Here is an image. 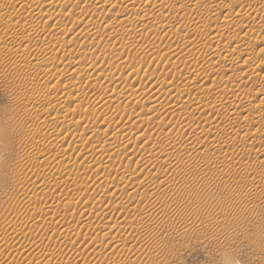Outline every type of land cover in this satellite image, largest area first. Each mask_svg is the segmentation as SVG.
<instances>
[{"label":"rangeland","instance_id":"1","mask_svg":"<svg viewBox=\"0 0 264 264\" xmlns=\"http://www.w3.org/2000/svg\"><path fill=\"white\" fill-rule=\"evenodd\" d=\"M15 1L5 9L10 20L2 22L4 10H0V30H17L23 26L30 28V32L21 44H13L7 52L0 48V242L13 235L0 249V264H131L133 257L118 249L114 253L118 252L115 256L121 255V258L108 257L109 260L101 261L98 258L109 235L102 237L103 241L102 238L95 241L90 232L101 228L103 219L110 215L96 213L94 222L84 224L80 223V218L97 212L110 200L132 199V194L124 191L123 176L136 175L146 166L157 163L156 159L162 158L161 146H169L171 139L165 138L167 134L177 142L187 138L185 142L181 140L183 147L180 144L177 150L195 153L192 160H174L165 169L168 174L176 172L186 177L189 186L179 185L182 190L178 192H182L183 197L177 199L182 202H176L174 195L172 200L151 203L152 208L157 207V213L148 229L157 237L145 243V247L141 246L142 259L135 264H156L160 259L163 264H264V134L260 135L264 133V110L255 115L241 112L237 116L241 127L237 130L233 129L235 123L224 122L217 134L220 146L204 150L193 141L191 136L196 132L186 128V118L175 123L164 109L163 112L157 110V98L152 102L150 98L154 91L161 96L159 100L164 99L165 87L179 80L180 75L195 78L198 73L204 76L214 69L218 71L205 82L203 92L224 80V83H233L229 75L238 63L230 60L226 62V69L219 65L222 67L219 71L214 49L222 46L230 51L264 49V25L260 24L264 20V4L253 7L255 0H162L166 7L157 12L160 0H151L148 6L136 7L137 13L131 14V6L125 0H116L108 6L103 5L105 0L56 1L45 17L38 18L40 8L21 13L17 6L19 0ZM87 1L89 8L83 6ZM195 2L200 3L197 6L203 11L200 16L194 14ZM70 16L73 21L68 20ZM34 24L48 28L41 35L48 41L45 45L37 47L33 43ZM207 39L214 40L209 55L196 53L194 45ZM179 49L182 53H178ZM39 50L40 54L36 53ZM8 52L10 55H6ZM66 61L74 65L93 64L99 76L89 82L86 74L66 75L62 73ZM186 76L185 79H189ZM262 76L264 66L258 79ZM115 80L120 82L117 88L112 86ZM38 86L43 87L40 97L44 98L36 105L39 109L20 101L19 91L31 92ZM256 90L257 85L242 88L243 94L249 97ZM185 93L195 95L191 90ZM123 94L130 95V99H122ZM218 99L226 101L227 97ZM45 100L49 103L44 105ZM151 103L155 105L154 110L147 118L140 117L139 112ZM231 107L236 109L237 106ZM79 112L87 119L80 118ZM206 114L186 109L185 116L203 118ZM57 120L60 121L58 130H51L55 140L36 139L27 132L41 121ZM121 120L131 122V126L116 136L113 133L101 136V132L116 129ZM66 128L69 129L67 135ZM62 129L64 134L59 133ZM201 136L202 140L210 142L207 135ZM153 144L156 150L151 155L155 157L145 158L146 149ZM35 145L41 146V154L31 151ZM90 148L95 151L94 160L83 155L84 149ZM57 155L60 161L56 169L61 172L57 171L59 174L56 172L49 183L41 185L34 170L30 171L32 175L29 169L23 172L29 158L53 161ZM92 162L95 169L87 170ZM105 164L112 168L107 176L102 174ZM24 173L29 176L24 177ZM72 173H82V178L75 180ZM134 177L137 180L126 178L132 188L139 183ZM152 177L150 174L149 178ZM248 183L258 186L249 190V194L241 191ZM29 186L38 188L39 194H26ZM65 187L71 191L63 197ZM174 188L167 185L169 190ZM176 212H181L182 218L175 220L174 225L170 224L174 221L163 218V214L169 216ZM65 217L74 224L70 230L60 228V220ZM127 220L137 224L141 218L130 216ZM15 222L22 225L21 229L11 226ZM45 223L52 225L49 234L43 232ZM177 226L181 229L179 234L174 231ZM181 227L185 229L182 231ZM122 230L115 229L119 235L125 233ZM63 241L68 244L64 246Z\"/></svg>","mask_w":264,"mask_h":264},{"label":"bare ground","instance_id":"2","mask_svg":"<svg viewBox=\"0 0 264 264\" xmlns=\"http://www.w3.org/2000/svg\"><path fill=\"white\" fill-rule=\"evenodd\" d=\"M56 1H59V2L68 1V2L80 3L82 0H42V1L19 0L20 3L17 1L18 2L17 6H18V10L21 13H24V11L29 12V11H31L30 9H33V8L34 9L40 8V9H38L37 14L36 13L35 14L38 15V18H39V16H42V18H43L46 16L47 13H49L54 8ZM115 1L116 0H105V3L103 5L108 6V5L113 4ZM230 1H232V0H230ZM13 2H16V1L15 0H0V10H4V18H3L2 22L11 19L10 14H8L7 10H5V9L8 7H11L12 6L11 4ZM125 2L127 3L128 6H131V8H130L131 14H136L137 13L136 7L144 8V7L148 6L149 3H151V0H125ZM159 2H158L159 4H157L158 5V8L156 9L157 12H161L166 7L165 2H163L162 0H160ZM199 2H195L194 4H196V5L192 7L194 14H196L197 16H200L203 13V11L199 8V6H197V4H200ZM3 4L4 5L7 4V5L4 6ZM136 4H138L140 6H134ZM263 4H264V0H255L254 5H256V6H253V7H257V6H260ZM14 6L17 7L16 3H14ZM83 6H86L87 8H89L90 3H88V1H87ZM69 19L72 21L74 20V18L71 16L68 17V20ZM260 24H261V26H263L264 20ZM33 28H34V33H32V34H34L33 35V43H35V45H37V47L45 45V43H48V41L46 39H43V37L41 36L48 29V28H46V25H43V24L40 25L39 24V26H35V24H34ZM170 28H174V26L170 25ZM29 30H30V28L28 29V28L23 27V26H21V28H19L17 30H10L7 28L6 29L3 28V30H0V45H1L0 48H3L5 50V52H7L9 47L12 46L13 44H21L23 39L25 38V36H27V33L30 32ZM136 30L139 31L140 29L137 28ZM92 33H93V31H92ZM92 33H90L89 36ZM18 40H19V43H18ZM213 44H214L213 39H207V40L199 43L198 45H194L195 52L198 54L201 53V54H204V56H207V55H209V53H210L209 50L212 48ZM179 50H178V53H182L183 50H180V51ZM69 51L67 50V52H69ZM38 52L40 54L41 50L37 51L36 53H38ZM67 54L69 55V53H67ZM6 55H10V53L8 52ZM36 55H38V54H36ZM215 55H218V58H217L218 60L215 62L218 65H216V66L221 65L222 67L225 68V66L227 65L226 62L228 63V61H230V60L234 61L233 63L236 62V64L237 63L239 64V65L238 64L235 65V69L231 70V73L228 71L231 74V75H229V77L233 78V83H230V81H228L227 83H224L225 80L224 81L222 80L223 81V82L221 81L222 83H219V84L216 83L217 86L210 89V91L203 92V87H204L205 82H208L209 78H212L213 75L216 76V74L218 73V71L216 72V70L214 69L215 71L213 70L210 73L205 74L204 76H202L201 74L199 75V73H198L197 74L198 76H195V78L194 77L190 78L187 75L189 77V79H188L187 76L185 75L187 78V79H185L184 75H180L178 78L179 80L175 81L172 79L173 81L169 82V84H167V86L165 87V95L166 94L167 95L165 96V98L163 97L164 99L159 100L158 98H160L161 96L158 95L154 91L151 93V96H150L151 102L153 101V99L155 97L157 98L155 105H156V107H158V109L157 108L156 109L159 110V112L160 111L163 112L162 109H164L165 112L170 114L172 120H174L175 123L177 121L179 122V120L181 121V120L186 118V122L184 125L188 129L193 128V132H196V133L195 134L193 133L194 135L192 134L191 137H192V139H194L193 141H195L196 144H198L199 148L204 149V150H205V148L206 149L207 148L208 149H210V148L214 149V148L220 146V144H219L220 140L217 138V134L220 131L219 128L221 127V125L224 122L230 121V123H235V125H233L234 126L233 129L237 130L241 127V125L239 123H237V116L241 112L245 111L249 115H255L257 112L264 110L263 109L264 108V76H262L261 79H258L259 74H260V70H261L262 66H264V49H261V50L256 51V52L249 51L248 49H236V50L230 51L226 47L222 46V47H217L214 49V56ZM102 59H104V58H102ZM92 65L93 64H90V65L89 64L74 65V64H72V62L66 61L64 63L62 73H65L66 75L72 74L74 72H78L80 74H86V75H88L89 82H91V81L97 79L99 76V73L97 71L98 69L97 70L94 69L95 67L92 68ZM129 66H130V68H133V66H131V65H129ZM222 67L219 66V68H220V69L218 68L219 71H221ZM232 68L233 67H231V69ZM212 69H213V67H212ZM225 69H223V71L226 72ZM226 74H228V73H226ZM119 84H120V82L118 80H115L113 82L112 86L117 88ZM247 85H249V86L257 85V90L254 92V94L251 97L244 95L242 92V88L246 87ZM67 89H70V88L67 87ZM42 90H43V87L38 86V87L34 88V91L31 90V92L30 91L25 92L26 90L25 91H19L18 93H20V97H21L20 101H22V102L25 101L24 103H31L34 108L39 109L40 106H36V105L39 104L38 101H40L41 99H44V98L40 97V93ZM186 90L194 91L195 95H192V97L187 95L185 93ZM237 91H239V92L237 93ZM234 94L237 96L234 97ZM17 95L19 96V94H17ZM225 96L227 97L228 101L227 100L222 101V99H220V100L218 99V98H224ZM122 99H125L128 101L130 99V95L123 94ZM33 102H36V103L33 104ZM45 102L46 103H44V105L49 103L47 100H45ZM155 105L152 103H151V105L147 104L145 106L144 110L139 112V116L147 118L146 115L148 113H150L152 110H154ZM231 106H237V107H236V109H233ZM186 109H191L192 111H195V112L205 111L207 114L203 118H201V116H192V117L187 116L186 117L185 116L186 115ZM79 117L82 119H87L85 114L82 112H79ZM161 120H163V119H161ZM59 122L60 121H58V120L50 122V123H47L45 121H41V123H39V125L37 127H34V128L29 127L27 132H29L30 136H32L33 138H36V139L55 140V135L51 132V130H55V129L58 130L57 127L60 126ZM58 123H59V125H58ZM228 124H229V122H228ZM130 126H131V122L121 120L116 129L112 130L111 132H101V136L107 137L111 133H113V135L116 136L123 129L128 128ZM65 130L66 131H64V132L67 135L69 133V129L66 128ZM62 131H63V129L60 130L59 133ZM93 131H96V128H93ZM64 132H62V134H64ZM168 133L170 134L171 132L168 131ZM198 133L199 134L202 133V134L207 135L206 139H207V141L210 140V142H205L204 141L205 139L202 140L200 138V137H202L201 136L202 134L197 135ZM62 134H60V135H62ZM263 134L264 133H261L260 135H263ZM66 135H65V137H66ZM167 135L165 138L166 139L170 138L171 140L169 142V146L167 145L168 147H166V144H165L164 146H161L162 149L161 148L159 149V152H160V150L162 152V158L161 159L159 158L160 160L156 159L158 162L156 161L157 163H155L152 166L150 165L151 167H149V165H148L145 168H143L142 171H140L138 174H136V175L133 174L137 178L140 175L142 176V178H140V179L138 178L139 183H138L137 187L132 188L129 181L126 180V178L134 179L135 177L133 175H132L133 177L130 175L128 177V175L126 174V176H127L126 178H125V176H123V179L126 182L124 184V191H126V192L128 191L129 194H132V199L130 198L129 201L110 200L107 205L99 207L97 212L89 213L85 216H81L80 223L84 224V223L94 222V220H96V213L103 212L102 215H110L109 217H106L105 219H103L104 221H103V224L101 225V228L98 227V229L90 232V236H93L95 241H98L102 237L104 238L105 236L109 235L108 236L109 238L107 237L108 239L106 241V245L104 246V248L102 250L103 253L101 252L98 254V256H99L98 258H100V261H101V259L104 260V259H107L108 257L109 258H111V257L115 258L113 260H116L118 257L121 256V255L120 256L118 255V257L115 256L118 252H122L123 254L127 253L128 256H132L133 259L131 261L132 262L131 264H135V262L141 260L142 256H143V253L141 251V249H142L141 246L145 247V243L147 244L149 242V240L151 241V239H154L157 237L156 234L151 233L150 232L151 230L149 231V229H148L149 226L153 223L154 214L157 213V209H156L157 207L152 208L151 203L156 202V201L158 202V200L163 201L164 199L167 200V199L174 198V195L176 196L175 197L176 199L181 197V196L183 197V195H181L182 192H178V191L182 190V189H180L181 187H179V185L183 186L184 188H186V186L187 187L189 186L188 185L189 183L187 182L186 177L184 178V177L177 175L178 173H176L175 171H174L175 174L174 173L171 174V172H170V174H168L169 172L167 173L165 171V169L167 170V168L172 164V162L174 160H176V161L177 160L185 161V159L192 160L191 158H192L193 154L195 156V153L188 152V151L187 152L182 151L183 152L182 153L180 151V149H179L180 152L177 150V147L180 146V144L182 143L183 140L185 142V139H187V138H185L183 140L180 139V141L177 142L176 140H174L173 138H171L170 136H167ZM57 136L58 135L56 134V137ZM62 137H64V136H62ZM139 139H140V137H139ZM157 142H154V144H156V146L153 144V146L150 149H146L149 152L145 151V153H147V154H145L146 155L145 158H147V156H153L154 155V154L153 155H151V154L155 152L156 149H154V146L157 147V145H158ZM181 146H182V144H181ZM159 147L160 146H158V148ZM178 148H180V147H178ZM31 151L34 152L36 155H38V154L42 153V148L40 145H35V146H33V148H31ZM192 151H194V150H192ZM149 153H150V155H149ZM158 154H161V153H158ZM83 155L88 156L92 160H94L95 151L91 148L90 149H84ZM233 156H234V154H233ZM58 157H59L58 155L55 156L53 161L52 160H39V158H37V157H34V159L29 158L27 163L24 166L25 169L23 172L26 173V170L29 169L28 171H29V173H31L32 170H34L36 172L35 177L38 179V182H41V185L44 183L47 184V183H49L48 180H50L52 177H54L55 176L54 174H56V172L58 171V169H56L57 163H58V161H60L58 159ZM154 157H155V155H154ZM160 157H161V155H160ZM231 157H232V155H231ZM141 158H143V156H141ZM87 167H88L87 170H93V169H95L96 165H95V163L92 162ZM58 168H60V167L58 166ZM111 169L112 168H111L110 164H105L103 166V169H102V174H104L103 176H107L111 172ZM58 172H57V174H59ZM25 173H24V177L27 176V174H25ZM72 174H73L72 176H74L73 178L75 180L76 179L80 180L82 178V175H81L82 173H80V174L79 173H72ZM150 174L153 175L152 178H149ZM31 175H32V173H31ZM196 180H195V182H196ZM193 181H194V179H193ZM53 182H55L54 179H53ZM167 185H171V186L173 185L176 189L174 188L175 190L174 189L169 190V189H167ZM194 185H197V184H194ZM67 187H65L66 188L64 191L65 194L62 193V195L64 194L63 197H66L65 195H67V194L69 195V193L71 191ZM242 187L243 188L241 189V191L242 192L248 191V194H249V190H253V189L257 188L258 186L257 185L255 186L252 183H248L247 185L242 186ZM189 188H187V189H189ZM195 188H196V186H195ZM191 189H192V186H191ZM192 190H190V191L192 192ZM26 194H32V195L33 194H39V190L35 186H29L27 188ZM24 199H26V197H24ZM178 201L182 202L181 199L180 200L177 199L176 202H178ZM166 204H170V203H166ZM177 204H179V203H177ZM146 205H148V207ZM144 207H147L145 211H144ZM51 209H53V208L51 207ZM52 213H53V210H52ZM166 213H167V211H166ZM180 213L177 214V212H176L177 215L173 214V215H169V216H166V215L164 216V214H163V218H168L169 220L174 221L173 223L170 222L171 225H174L175 222H177L175 220H179L182 218V214L180 215ZM167 214H170V212ZM114 215H117V216L115 217ZM130 216H140L141 221H139V223H137V224L128 222L127 218ZM241 216L242 215H239L238 218L239 217L241 218ZM187 218H188V216H187ZM159 219L161 220L162 218H159ZM191 219H190V221H191ZM222 219H224V218H222ZM216 220H218V217ZM162 221H163V219L161 220V223H162ZM49 224L45 223L43 225V232L45 230L46 234H49V232L52 230V225H49ZM60 224H61L60 228H63L62 230H64V229L70 230L71 228L74 227V224L71 221V219L66 218V217L62 218L60 220ZM197 224H198V222H197ZM213 224L214 223H212L211 226H213ZM219 224H220V222H218L217 225H219ZM222 224L223 223H221V225ZM231 224H232V222H231ZM236 224H239V223L236 222ZM221 225H220V227H221ZM232 225H234V224H232ZM11 226L13 228H20V229L22 227V225L20 223H16V222L12 223ZM179 227L180 226H177L178 229H174L176 234L179 232V230H181ZM32 228H34V227H32ZM117 228L123 229L122 231H124L125 233H123L122 235L117 234V231H115V229H117ZM238 228H236V229H238ZM184 229L182 228V231ZM114 232H116V233H114ZM157 234H158V232H157ZM170 234H172V233H170ZM12 236L13 235H10V236L3 238V240L0 242V249L3 248L2 246H4V244H6L5 243V242H7L6 240H9L10 238H12ZM218 236H216V237H218ZM103 238H102V241H103ZM159 238H161V237L159 236ZM161 240H162V238H161ZM153 242H155V241H153ZM157 243H159V242H156V244ZM62 244L64 246H66L68 243H67V241H63ZM150 246H151V244H150ZM152 246H154V245H152ZM111 247H114V248L111 249ZM162 248H163V246H162ZM117 249H118V252H116V254H115L114 252L117 251ZM148 249H149V251H151L150 248H148ZM151 249L154 250L153 248H151ZM154 252H156V251H154ZM84 253H85L84 250L80 251V254L83 255ZM109 258H108V260H109ZM112 258H111V260H112ZM126 260H127V258H126ZM160 260L157 261L156 264H163L162 262H160ZM120 261H122V263L125 262L123 260H120ZM164 263H165V261H164ZM110 264H119V263L115 262V263H110ZM125 264H128V262Z\"/></svg>","mask_w":264,"mask_h":264}]
</instances>
